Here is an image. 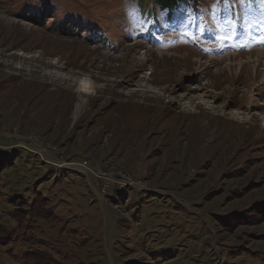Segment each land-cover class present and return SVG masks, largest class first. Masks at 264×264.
<instances>
[{"label": "rangeland", "instance_id": "rangeland-1", "mask_svg": "<svg viewBox=\"0 0 264 264\" xmlns=\"http://www.w3.org/2000/svg\"><path fill=\"white\" fill-rule=\"evenodd\" d=\"M31 1L53 10L0 0V264L31 247L61 264H264V0L156 19L139 0H57L108 45L17 17Z\"/></svg>", "mask_w": 264, "mask_h": 264}, {"label": "trees", "instance_id": "trees-1", "mask_svg": "<svg viewBox=\"0 0 264 264\" xmlns=\"http://www.w3.org/2000/svg\"><path fill=\"white\" fill-rule=\"evenodd\" d=\"M50 1L53 3V10L51 12H49L50 9L47 8L48 6L46 2L43 6H38V3L31 1L27 4L28 8H26L24 12L19 13L17 17L36 23H40L44 18L52 17L56 19L55 23L59 27H62V30L65 32L73 31V34L76 33L79 36H83L85 39L96 40L104 45L109 44L110 40L104 33H100L99 30L95 29L92 25H85L82 23V16H80L79 13H74L72 14V17H70V7H66V11L60 12L59 8L55 5L58 3L57 0ZM180 1L182 0H139L138 7L141 9L142 13L146 14L150 19H156V13L165 11L166 9H168L169 13H171L173 10L178 8ZM47 12L52 15L46 17ZM19 197H21L20 199L23 202L24 210L31 213L32 210L35 209L36 199H34L33 202H28L22 196ZM48 215L49 214L46 212L45 216ZM17 218L21 223L24 222V218L22 219L21 216H17ZM7 232L9 234V230H7ZM19 253L16 254L19 255L18 258H20V262L18 264H61L59 263L60 260H58L53 254L48 251H42L41 248L31 247Z\"/></svg>", "mask_w": 264, "mask_h": 264}, {"label": "bare ground", "instance_id": "bare-ground-1", "mask_svg": "<svg viewBox=\"0 0 264 264\" xmlns=\"http://www.w3.org/2000/svg\"><path fill=\"white\" fill-rule=\"evenodd\" d=\"M81 92H88V90H87V88L84 87V88L81 90ZM169 102H172V99H170ZM169 102H168V103H169Z\"/></svg>", "mask_w": 264, "mask_h": 264}, {"label": "snow or ice", "instance_id": "snow-or-ice-1", "mask_svg": "<svg viewBox=\"0 0 264 264\" xmlns=\"http://www.w3.org/2000/svg\"><path fill=\"white\" fill-rule=\"evenodd\" d=\"M261 39H264V37H262Z\"/></svg>", "mask_w": 264, "mask_h": 264}]
</instances>
